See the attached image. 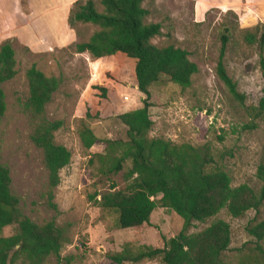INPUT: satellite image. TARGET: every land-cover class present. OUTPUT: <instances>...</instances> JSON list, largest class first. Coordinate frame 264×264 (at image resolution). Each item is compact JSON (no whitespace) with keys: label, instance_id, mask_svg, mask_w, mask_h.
I'll list each match as a JSON object with an SVG mask.
<instances>
[{"label":"rangeland","instance_id":"374dc122","mask_svg":"<svg viewBox=\"0 0 264 264\" xmlns=\"http://www.w3.org/2000/svg\"><path fill=\"white\" fill-rule=\"evenodd\" d=\"M60 1L14 0L22 15L39 19L52 16L51 10ZM75 1L65 0L64 5L72 4V8ZM95 1L101 8L100 0ZM144 5L150 10L148 20L163 25V35L155 37L153 43L160 46L174 43L187 49L190 59L199 68L189 87L184 88L165 76L152 86L150 113L154 126L151 136L197 146L209 144L217 162L232 175L234 186L247 183L259 189L263 183L258 169L264 164V116L254 117L246 111L220 79L216 67L221 36L228 27L232 35L225 56L226 69L245 95V106L259 104L264 89L260 46L258 43L248 45L241 29L251 28L255 33L254 27L264 24V0H148ZM98 29L92 24L81 23L72 28L77 42L88 40ZM263 30L261 27L260 31ZM7 39L12 40L16 51L18 73L2 85L7 110L0 124V162L10 168L11 189L20 196L24 214L39 224L54 221L67 230L71 239L60 258L52 255L46 264H118L109 255L121 251L126 243L135 249L143 245L163 247V237L171 238L183 227V219L176 212L158 206L151 215L150 224L120 229L117 227L118 214L102 209L91 198L110 187V182L99 173V162L93 156L104 152L107 139H127V126L115 118L87 120L98 137L91 149L84 148L78 134L91 86L106 84L105 71L115 76L110 91L117 96L119 113L143 105V94L136 88V60L121 54L116 61L103 63L90 54L75 53L71 45L77 42L67 47L45 46L35 50L15 35L1 38L0 46ZM32 65L46 75L63 80L46 108L49 119L64 122L56 132V142L72 152L71 163L61 171V182L54 190L53 202L57 209L48 203V171L42 151L30 139L33 124L23 107L29 96L26 71ZM116 181L124 185L122 173L116 176ZM218 217L231 225L232 243L226 260L237 264L236 249L254 246V239L246 227L251 221L264 220V204L259 210H249L237 218L231 217L226 210ZM209 223L194 221L189 231L198 232ZM14 233L13 225L2 230L3 236ZM261 243L264 245V241ZM66 258L71 260L68 262ZM123 264L161 263L146 260Z\"/></svg>","mask_w":264,"mask_h":264},{"label":"trees","instance_id":"16d2710c","mask_svg":"<svg viewBox=\"0 0 264 264\" xmlns=\"http://www.w3.org/2000/svg\"><path fill=\"white\" fill-rule=\"evenodd\" d=\"M146 1L100 0V8L95 0H76L68 18L71 28L77 23L99 27L88 40L72 44L73 51L88 53L103 63L116 61L121 54L135 59L136 88L143 94L141 107L119 113L117 96L110 91L115 79L110 71L103 73L106 84L91 86L90 99L83 109L84 120L78 128L84 148L91 149L98 141L87 120L115 118L127 126V139H107L104 152L93 156L99 162V173L110 182V187L91 198L102 209L118 214L120 229L150 224L158 206L173 210L183 219V227L177 235L163 237V247L143 245L135 249L126 243L121 251L109 256L118 264L146 260H158L161 264H231L226 260L231 250V225L218 215L226 210L237 218L249 210L260 209L264 204V164L258 169L263 181L259 189L247 183L234 186L232 175L217 162L209 144L197 146L151 136L154 126L150 113L152 86L165 76L184 88L189 87L199 68L190 59L187 49L174 43L161 46L153 43L155 37L163 35V25L148 20L150 10L144 5ZM261 27L264 24H257L255 33L251 28H242L241 32L248 45L259 44L264 78V30L260 31ZM231 35V29L226 27L221 36L216 72L249 114L263 117L264 89L257 106H245V95L226 69L225 56ZM16 66V51L12 40L7 39L0 46V124L7 110L2 85L16 77ZM26 77L29 96L23 107L33 124L30 139L43 153L49 180L48 203L57 209L53 202L54 190L61 182V171L71 163L72 152L56 142V132L64 122L49 119L46 108L63 80L46 75L36 65L27 69ZM120 173L123 186L116 181ZM11 184L10 168L0 162V264H46L52 255L60 258L62 250L71 242L67 230L54 221L39 224L24 214L21 198L12 192ZM194 221L210 223L198 232H190ZM11 225L15 226V233L3 236L2 230ZM246 230L253 237L254 246L236 249L237 264H264L261 243L264 220L251 221Z\"/></svg>","mask_w":264,"mask_h":264},{"label":"crops","instance_id":"0c3cea01","mask_svg":"<svg viewBox=\"0 0 264 264\" xmlns=\"http://www.w3.org/2000/svg\"><path fill=\"white\" fill-rule=\"evenodd\" d=\"M15 2L14 0H0V39L15 35L20 41L35 50L45 46L67 47L77 42L76 32L68 23L72 4L64 5L65 0H61L51 10L52 16L39 19L37 16L22 15ZM41 40L42 42H39ZM139 104L140 102L136 107Z\"/></svg>","mask_w":264,"mask_h":264}]
</instances>
